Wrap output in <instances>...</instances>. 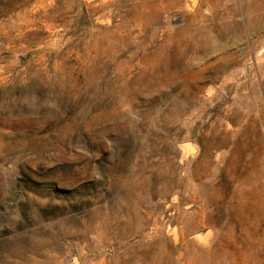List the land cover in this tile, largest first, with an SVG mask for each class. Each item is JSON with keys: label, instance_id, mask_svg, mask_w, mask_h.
Instances as JSON below:
<instances>
[{"label": "rangeland", "instance_id": "obj_1", "mask_svg": "<svg viewBox=\"0 0 264 264\" xmlns=\"http://www.w3.org/2000/svg\"><path fill=\"white\" fill-rule=\"evenodd\" d=\"M213 1L0 0V264H264V8Z\"/></svg>", "mask_w": 264, "mask_h": 264}, {"label": "crops", "instance_id": "obj_2", "mask_svg": "<svg viewBox=\"0 0 264 264\" xmlns=\"http://www.w3.org/2000/svg\"><path fill=\"white\" fill-rule=\"evenodd\" d=\"M207 2L211 4H216L213 0H207ZM255 4L257 5L258 9L264 8V0H255ZM259 12H258L259 14L264 15V11L261 12L260 10Z\"/></svg>", "mask_w": 264, "mask_h": 264}, {"label": "bare ground", "instance_id": "obj_3", "mask_svg": "<svg viewBox=\"0 0 264 264\" xmlns=\"http://www.w3.org/2000/svg\"><path fill=\"white\" fill-rule=\"evenodd\" d=\"M202 234V233H201Z\"/></svg>", "mask_w": 264, "mask_h": 264}]
</instances>
